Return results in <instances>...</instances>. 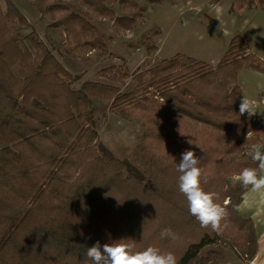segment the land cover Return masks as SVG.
<instances>
[{
    "label": "trees",
    "instance_id": "16d2710c",
    "mask_svg": "<svg viewBox=\"0 0 264 264\" xmlns=\"http://www.w3.org/2000/svg\"><path fill=\"white\" fill-rule=\"evenodd\" d=\"M50 1L45 0L44 11L54 17L51 26L63 29L66 45L80 53L108 51L92 15L119 30L135 29L143 15L136 0H75L78 12L48 5ZM4 2L0 264H92L88 247L122 239H129L125 242L133 243L135 250L156 246L170 251L178 264L204 261L203 250L228 239L253 254L254 223L238 209L251 186L244 189L233 176L257 166L245 154L253 144L264 143V112L239 114L238 77L242 69L264 74V60L250 52L245 39L234 37L216 66L178 53L134 75L117 73L116 66L99 71L102 78L114 76L122 84L136 76L133 90L92 80L75 89L79 76L35 31L27 37L16 34L31 24L13 0ZM254 8L264 12V0H250L243 9ZM93 98L119 106L123 118L144 126L130 159L118 158L101 141ZM185 150L196 152L205 170L202 186L218 193V202L228 211L222 222L227 227L220 232L201 227L179 191L177 167ZM166 228L174 235L162 237Z\"/></svg>",
    "mask_w": 264,
    "mask_h": 264
},
{
    "label": "rangeland",
    "instance_id": "374dc122",
    "mask_svg": "<svg viewBox=\"0 0 264 264\" xmlns=\"http://www.w3.org/2000/svg\"><path fill=\"white\" fill-rule=\"evenodd\" d=\"M13 1L31 24V28H22L16 34L27 37L35 31L52 49L58 60L73 75L79 76L80 79L73 88L77 89L85 81L92 80L116 85L123 91H127L133 90L136 86V76L130 77L126 84H122L114 76L102 78L99 71L116 66L117 73L126 72L132 75L139 69L161 60L167 54L166 50L161 53L158 51L160 44L164 49L173 46V51L176 52L186 46H192L188 36L195 30L206 32L207 28H215L217 34L220 35L223 23L228 22V29L231 31L234 29V24L224 20L227 14L232 12L231 7L233 6L234 11L240 14L250 0H163L161 4H152L148 0H136L142 8L143 15L135 29H115L113 22L92 15L93 23L98 27L100 34L104 35L109 46L107 52L99 50L89 53H80L74 46L66 45L65 32L63 29H54L51 26L54 17L52 18L48 12L44 11L47 6L45 0ZM0 2L5 9L4 0ZM49 4L66 5L74 11H80L78 2L75 0H51ZM84 10L88 11L86 8ZM116 11L118 15H123L118 8ZM263 16V13L254 14L253 9H247L242 24L248 21L253 34L263 35ZM57 17L58 15L55 16ZM238 25L239 23L236 22V26ZM27 43L29 44V39ZM198 46L204 49L203 45L198 44ZM16 71L20 75L23 74L20 67ZM259 76L263 75L259 74ZM250 81L253 87L262 85L260 80H254L253 77ZM93 111L101 141L118 158L130 159L135 147L142 141L144 126L138 121L123 118L120 115L119 106L100 102L95 98H93ZM250 150L251 147L246 150L245 155L249 156L247 153ZM253 235L257 239L255 231ZM235 247L240 248L229 239L221 244L210 245L202 252V258L205 260H199L194 264H243V259L234 252ZM211 255L212 258H207Z\"/></svg>",
    "mask_w": 264,
    "mask_h": 264
},
{
    "label": "clouds",
    "instance_id": "9594fccd",
    "mask_svg": "<svg viewBox=\"0 0 264 264\" xmlns=\"http://www.w3.org/2000/svg\"><path fill=\"white\" fill-rule=\"evenodd\" d=\"M258 101L243 95L240 102L239 114L243 116L255 115ZM250 133L247 134V139ZM189 143H192L189 141ZM256 167H245L233 176V180L239 183L244 189L249 186L253 190L264 189V143L253 144L247 153ZM177 171L179 175V191L186 197L188 210L201 227L211 228L220 232L227 227L225 222L228 211L219 201V194L206 191L202 186L206 183L205 170L200 166V158L194 150H185L181 154ZM172 229L162 230V237L173 236ZM129 239L105 243L101 245L97 241L87 249V258L92 264H178L176 255L170 251L165 252L156 246H149L144 250H135L134 244L125 242Z\"/></svg>",
    "mask_w": 264,
    "mask_h": 264
},
{
    "label": "crops",
    "instance_id": "0c3cea01",
    "mask_svg": "<svg viewBox=\"0 0 264 264\" xmlns=\"http://www.w3.org/2000/svg\"><path fill=\"white\" fill-rule=\"evenodd\" d=\"M258 9L259 8L253 9L254 14H264L261 9ZM231 11L232 12L227 14L224 20H228L234 24V29L229 31L227 22L223 23V26L221 27L222 33L220 35L217 34L215 28H207L206 32L195 30L190 33V36H188V40L192 43V46H186L176 52L173 51V46L164 49L162 44H160L158 51L161 53L163 50H166L165 53H167L161 58V60L171 58L178 53H184L211 65H217L228 51L232 39L238 35L242 36L248 43L251 53L256 54L259 58L264 60V34H253L252 30L249 28L250 24L248 21H246L245 24H242L247 9H244V11L239 14L234 11L232 6ZM236 22L239 23L238 26H236ZM177 34L178 32L175 33V37ZM216 35H218V37ZM192 38L195 40L196 44ZM198 44L203 45L204 49L199 48ZM259 74L263 76H259ZM252 77L254 80H260L262 85H255L253 87L250 81ZM238 82L242 89L241 99L243 98V95H247L249 98L257 100L259 103L255 111L257 112V115H262L264 112V74L254 70L242 69L239 73ZM238 209L242 217L251 219L254 223V231L257 239H255L256 251L253 254H250L253 260L252 263L264 264V189L253 190L250 188L246 191Z\"/></svg>",
    "mask_w": 264,
    "mask_h": 264
},
{
    "label": "built area",
    "instance_id": "2783aa9c",
    "mask_svg": "<svg viewBox=\"0 0 264 264\" xmlns=\"http://www.w3.org/2000/svg\"><path fill=\"white\" fill-rule=\"evenodd\" d=\"M226 204L229 203V199H227V201L225 202ZM223 242H219L218 244H221ZM234 252L237 253L242 259L244 264H253V260L250 256L249 252H243L241 249L235 247L234 248Z\"/></svg>",
    "mask_w": 264,
    "mask_h": 264
}]
</instances>
